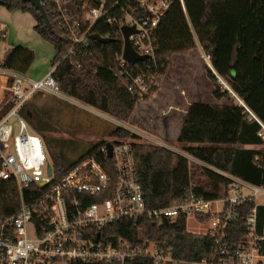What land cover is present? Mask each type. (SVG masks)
<instances>
[{"label": "built area", "instance_id": "2783aa9c", "mask_svg": "<svg viewBox=\"0 0 264 264\" xmlns=\"http://www.w3.org/2000/svg\"><path fill=\"white\" fill-rule=\"evenodd\" d=\"M93 1L96 6H83L76 13L72 0H53L58 12L55 23L73 42L65 57L83 55L82 50L94 42L90 40L92 35L111 39L110 32L106 36L94 32L98 25L101 29H117L122 37L124 28L133 29L131 47L146 60L132 64L122 52L117 70L138 103L156 99L162 70L166 69L159 56V32L175 4L185 10V0ZM6 34L0 25V40ZM204 56L211 63V56ZM57 66L38 81L0 66V77L5 79L0 84V184L15 186L18 192L17 211L0 219V264H128L136 260L152 264H264V228L261 232L258 229V208L264 207L263 186L218 171L230 180L228 192L220 198L206 200L190 193L179 203L157 206L147 198L131 143L112 144L111 157L106 145L98 150V154L112 159L114 185L96 157L82 161L57 182L44 140L30 131L19 114L37 93H60L54 77ZM258 123V136L264 142V124ZM256 161L263 165L264 157ZM103 196L107 198L91 202V198ZM249 204L253 208L242 215ZM190 215L196 219L210 216L204 224L208 225L204 235L211 238L210 251L201 260L177 258L173 247L160 248L150 239L133 244L101 235L106 226L122 220L135 225L153 221L162 226ZM237 220L244 224L246 235L233 243L229 241V229Z\"/></svg>", "mask_w": 264, "mask_h": 264}, {"label": "trees", "instance_id": "16d2710c", "mask_svg": "<svg viewBox=\"0 0 264 264\" xmlns=\"http://www.w3.org/2000/svg\"><path fill=\"white\" fill-rule=\"evenodd\" d=\"M178 4V3H177ZM177 4L169 12L159 32L160 58L168 68V51L182 42L196 37L203 51L211 56V67L207 76L214 86V97L226 99L227 106L195 103L190 106L182 124L178 143L185 146L188 154L198 162H191L186 156L174 154L168 170V199L149 201L157 206H167L181 202L190 193L206 200L218 199L228 192L230 180L218 171L240 177L252 184L264 187V164L259 165L257 157H264L263 140L258 136L264 124V0H185V10ZM86 5L96 6L93 0H72V8L80 13ZM29 13L35 20L34 30L54 48L56 56L53 66L58 64L54 77L60 92L86 105L106 113L116 120H130L138 97L130 93L118 73L117 59L123 52V37L114 28L95 27L101 36L112 33L110 44L94 41L82 50L83 55L65 57L73 46L72 40L55 23L58 14L53 0H45L43 7L51 23L48 27L41 12L31 3L22 0H0V7ZM183 11L190 29L188 39L172 40L180 33L181 26L172 29L170 15L175 10ZM184 25V24H183ZM162 35V37H161ZM172 40V41H171ZM5 38L0 40L4 42ZM35 52L23 46L10 49L1 64L3 68L26 75L35 62ZM143 66V64H142ZM141 66V67H142ZM220 81L227 85L223 89ZM232 95L243 106L235 103ZM12 104L8 105L11 108ZM23 114L31 123L37 118L26 104ZM35 127L52 153L55 180L60 181L82 161L96 157L116 183L112 159L98 154L106 145L99 142L89 151L74 160H68L65 151H56L51 142L59 146L60 141L50 139L46 129L37 119ZM119 128L112 134L118 133ZM56 146V148H57ZM62 146V145H60ZM143 182V180H142ZM144 186V184H143ZM145 189V187H144ZM146 191V190H145ZM103 197H93L91 202H99ZM17 203V206H16ZM253 204L246 205L242 215L248 213ZM18 208V192L15 186L0 184V219L12 216ZM205 224L210 216H198ZM264 228V207L258 208V229ZM229 241L238 242L246 235L244 224L237 220L230 226ZM101 235L107 239L122 238L133 244L142 239L156 242L160 248H174L177 258L201 260L209 255L211 238L204 234L187 231V218L176 222H166L158 226L153 221H143L138 225L122 220L106 226ZM128 264H152L149 260H136Z\"/></svg>", "mask_w": 264, "mask_h": 264}, {"label": "rangeland", "instance_id": "374dc122", "mask_svg": "<svg viewBox=\"0 0 264 264\" xmlns=\"http://www.w3.org/2000/svg\"><path fill=\"white\" fill-rule=\"evenodd\" d=\"M170 24L172 29L179 26L182 28L172 40L183 41L191 36L190 29L185 28L188 25L187 17L180 8H176L175 13L170 15ZM0 25L7 31L5 41L0 43V66L10 49L23 46L33 50L36 56L32 68L25 75L26 79H43L51 71L56 53L50 43L34 30L35 20L32 15L19 10L10 11L1 6ZM169 48V57H166L168 68L161 81L159 96L148 102L138 103L127 122L116 120L62 92L37 93L28 103V110L33 111L50 139L60 141L59 146L53 142L51 146L56 151L58 147L65 151L68 160L80 157L99 142L114 145L131 143L148 197L165 201L168 199V170L174 154L186 156L192 163H200L188 154L185 146L178 143L188 109L195 103L229 105L228 100H218L213 95L214 86L207 76L211 63L205 59V52L196 37L175 48L170 44ZM4 81L0 77V84ZM220 85L223 89H228L222 81ZM232 97L236 104L243 106L237 97ZM21 116L30 131L37 133V119L31 123L23 114ZM120 124L123 126L120 127ZM118 128V133L112 135ZM44 144L46 157L52 162L50 147L45 142ZM221 207L220 203L218 209ZM207 229L208 225L200 224L192 215L188 216L189 233L204 234Z\"/></svg>", "mask_w": 264, "mask_h": 264}, {"label": "water", "instance_id": "95a60500", "mask_svg": "<svg viewBox=\"0 0 264 264\" xmlns=\"http://www.w3.org/2000/svg\"><path fill=\"white\" fill-rule=\"evenodd\" d=\"M23 2L31 3L36 9H38L41 12L42 18L45 20L48 27H51V23L46 15L45 9L41 3V0H22ZM134 32L133 29H123V38H124V49H123V57L126 61L136 64L138 62H142L146 60V57L137 55L133 48L131 47L129 37ZM90 40L100 42L102 44H110L113 42L111 39H104L98 35H92L90 37ZM107 149H108V157L112 156V150L113 145L111 143H106ZM51 172V169H49V173Z\"/></svg>", "mask_w": 264, "mask_h": 264}, {"label": "crops", "instance_id": "0c3cea01", "mask_svg": "<svg viewBox=\"0 0 264 264\" xmlns=\"http://www.w3.org/2000/svg\"><path fill=\"white\" fill-rule=\"evenodd\" d=\"M73 99V98H72ZM178 136V135H177Z\"/></svg>", "mask_w": 264, "mask_h": 264}]
</instances>
